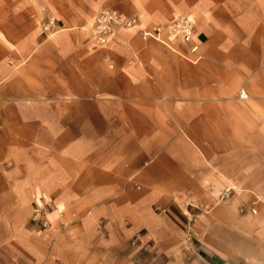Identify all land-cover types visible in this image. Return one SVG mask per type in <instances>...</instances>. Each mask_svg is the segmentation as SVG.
Instances as JSON below:
<instances>
[{
    "label": "crops",
    "instance_id": "obj_1",
    "mask_svg": "<svg viewBox=\"0 0 264 264\" xmlns=\"http://www.w3.org/2000/svg\"><path fill=\"white\" fill-rule=\"evenodd\" d=\"M0 264H264V0H0Z\"/></svg>",
    "mask_w": 264,
    "mask_h": 264
},
{
    "label": "built area",
    "instance_id": "obj_2",
    "mask_svg": "<svg viewBox=\"0 0 264 264\" xmlns=\"http://www.w3.org/2000/svg\"><path fill=\"white\" fill-rule=\"evenodd\" d=\"M52 22V18L49 19L48 24ZM137 23L136 16H123L116 11L103 10L96 14L94 21L92 23L90 32L94 38L97 45L103 46L109 35L113 32L115 28H131ZM164 28L161 25H155L150 29L143 30L141 32V37L143 40H154L157 42H162V34ZM194 32L193 22L185 17L179 16L174 21L171 22L168 27V33L172 38H179L186 44L192 43ZM197 50L196 45L191 46V51L195 52ZM244 94L241 93L240 97ZM31 223L37 225L41 230H47L50 226L48 220V210L47 203L43 202L41 204L33 203L31 209ZM139 238L136 235L134 241Z\"/></svg>",
    "mask_w": 264,
    "mask_h": 264
},
{
    "label": "rangeland",
    "instance_id": "obj_3",
    "mask_svg": "<svg viewBox=\"0 0 264 264\" xmlns=\"http://www.w3.org/2000/svg\"><path fill=\"white\" fill-rule=\"evenodd\" d=\"M30 218H31V216H30ZM29 223H31V220L29 219ZM31 224H33V223H31ZM42 231H44V230H42ZM134 242V239L132 240V243ZM131 245H134V244H131Z\"/></svg>",
    "mask_w": 264,
    "mask_h": 264
}]
</instances>
